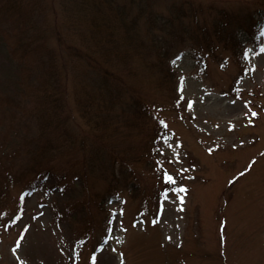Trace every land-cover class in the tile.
<instances>
[{
	"label": "rangeland",
	"instance_id": "374dc122",
	"mask_svg": "<svg viewBox=\"0 0 264 264\" xmlns=\"http://www.w3.org/2000/svg\"><path fill=\"white\" fill-rule=\"evenodd\" d=\"M86 1L90 7L100 2L112 22L119 5L130 6L127 0ZM253 1L160 0L146 9L143 23L151 16L168 19L186 35V25L196 24L193 12L203 21L213 7L236 19ZM258 32L255 44L236 54L220 47L226 63L213 56L200 63L187 51L176 56L178 103L154 80L155 70L140 66L129 73L166 128L147 180L151 188L157 181L168 185L144 204L126 192L110 199L105 182L93 180L89 191L103 194L90 196L88 206L78 183H69L64 193L19 187L12 191L17 201L7 207L12 213L0 212V264H264V28ZM0 79L1 99L16 80L6 42L0 43ZM2 111L0 145L11 146L26 133L17 134L13 115L1 118ZM140 136L130 146L137 148Z\"/></svg>",
	"mask_w": 264,
	"mask_h": 264
},
{
	"label": "trees",
	"instance_id": "16d2710c",
	"mask_svg": "<svg viewBox=\"0 0 264 264\" xmlns=\"http://www.w3.org/2000/svg\"><path fill=\"white\" fill-rule=\"evenodd\" d=\"M158 1L127 0L130 6L119 5L112 22L100 2L90 7L86 0H59V7L57 0H0V43L6 42L16 67L14 90L0 99L1 118L11 113L14 131L26 133L11 146L0 145V212L12 213L7 207L17 201L12 191L19 187L64 193L69 183H78L88 206L90 196L102 193L89 191L93 180L105 182L110 199L126 192L144 204L168 185L157 181L151 188L147 180L166 128L127 75L140 66L155 70L154 80L178 103L176 56L187 51L200 63L209 56L226 63L220 47L236 54L255 44L264 28V0H254L236 19L213 7L203 21L193 12L196 24L186 25V35L168 19L151 16L143 23L146 9ZM129 16L132 21H126ZM142 133L138 147L130 146ZM18 210L17 205L13 217ZM91 218L83 219L91 224Z\"/></svg>",
	"mask_w": 264,
	"mask_h": 264
},
{
	"label": "snow or ice",
	"instance_id": "6c2138e0",
	"mask_svg": "<svg viewBox=\"0 0 264 264\" xmlns=\"http://www.w3.org/2000/svg\"><path fill=\"white\" fill-rule=\"evenodd\" d=\"M262 51H264V46H262ZM255 114V113H254ZM168 179L171 181L173 179V177L168 176Z\"/></svg>",
	"mask_w": 264,
	"mask_h": 264
}]
</instances>
